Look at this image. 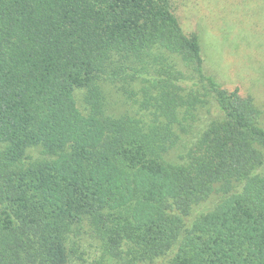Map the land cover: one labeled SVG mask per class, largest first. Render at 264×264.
Returning a JSON list of instances; mask_svg holds the SVG:
<instances>
[{
	"label": "trees",
	"instance_id": "16d2710c",
	"mask_svg": "<svg viewBox=\"0 0 264 264\" xmlns=\"http://www.w3.org/2000/svg\"><path fill=\"white\" fill-rule=\"evenodd\" d=\"M263 165L169 0H0V264H264Z\"/></svg>",
	"mask_w": 264,
	"mask_h": 264
},
{
	"label": "rangeland",
	"instance_id": "374dc122",
	"mask_svg": "<svg viewBox=\"0 0 264 264\" xmlns=\"http://www.w3.org/2000/svg\"><path fill=\"white\" fill-rule=\"evenodd\" d=\"M171 8L186 33L200 37L206 70L228 90L238 89L241 97H250L260 112L264 126V0H169ZM108 113L126 112L130 103L108 88ZM81 109L80 95L76 94ZM82 110V109H81ZM211 118L209 111L200 112L184 143L172 152L177 159L188 150V144ZM187 144L188 146L184 145ZM30 155L37 157L36 150ZM264 175V165L260 170ZM84 259L98 256L97 243L86 235L79 244Z\"/></svg>",
	"mask_w": 264,
	"mask_h": 264
}]
</instances>
